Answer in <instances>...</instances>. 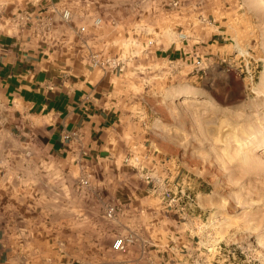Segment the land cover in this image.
<instances>
[{
    "label": "crops",
    "instance_id": "obj_1",
    "mask_svg": "<svg viewBox=\"0 0 264 264\" xmlns=\"http://www.w3.org/2000/svg\"><path fill=\"white\" fill-rule=\"evenodd\" d=\"M95 3L96 14L89 15ZM252 5L262 8L257 0ZM63 10L68 11L67 20L61 18ZM235 11L232 0H0V158L8 156L20 180L15 184L20 187L17 191L9 183H0V264H21L16 216L25 209L44 213L36 202L45 193L46 183L59 191L62 179L74 168L90 175V163L94 166L115 154L129 158L132 153L135 158L138 153L133 149L140 143L128 133L135 129L127 117L131 108L121 104V75L88 65L89 52L102 57L104 53L91 48L93 38L89 39L85 28L79 32V27L89 17L111 15L117 37L125 29L131 32L133 19L141 18L152 39V51L159 56L156 61L175 66L184 65L188 42L207 43L212 36L206 48L238 45L231 29ZM19 12H30L36 19L18 24ZM193 17L199 21L195 30ZM180 32L189 34L187 43L180 35L176 42L174 34ZM64 133L74 136L64 141ZM30 178L37 184L24 187L23 181ZM142 179L139 185H131L125 172H117L111 184L103 180L97 191H91L104 194L103 200L109 194L114 201L110 204L117 206L106 241L92 240L95 230L85 227L92 226L91 220L71 216L68 227L80 224L79 232L72 234L70 229L68 240L54 236L59 242L53 247L62 244L64 249L36 255V260L30 259L32 264H186L180 251L190 248L192 240L183 232L173 235L176 220L161 212L158 199ZM13 193L34 198L27 201L28 207L21 206ZM80 207V213L88 211V204L82 202ZM43 221L59 225L61 217L54 214ZM130 231L136 234V242L125 253L112 250L113 238Z\"/></svg>",
    "mask_w": 264,
    "mask_h": 264
},
{
    "label": "rangeland",
    "instance_id": "obj_2",
    "mask_svg": "<svg viewBox=\"0 0 264 264\" xmlns=\"http://www.w3.org/2000/svg\"><path fill=\"white\" fill-rule=\"evenodd\" d=\"M232 1L236 11L231 29L238 45L209 49L206 47L212 36L207 43L191 45L189 34L175 33L177 43V36L183 34V42L189 44L185 47L188 50L184 65L177 66L156 61L159 56L148 44L152 39L143 29L141 18L133 19L131 32L125 29L117 37L111 15L100 17L97 25L92 23L93 17L87 19L83 26L89 39L93 38L91 48L102 51L103 57L124 59V69L119 73L121 104L131 108L132 114L127 117L135 129L128 133L136 135L140 146L133 149L138 150L135 158H131L132 153L129 158L115 154L94 166L90 163V175L74 168L62 179L59 191H53L51 183H46L45 193L36 202L44 213L25 209L16 216L14 228L21 240V264H32L30 259L47 256L53 249L63 250L62 244L53 247L59 242L54 236L68 240L70 229L75 234L81 228L80 224L68 227L71 216L91 220L92 226L85 227L95 230L92 240L98 244L106 241L113 217H107L103 210L111 205L117 211V206L110 204L114 201L107 193L105 200L104 194L90 193L97 191L103 180L111 184L110 179L117 172H125L131 185L141 183L143 177L138 174L149 173L177 180L196 193L199 218L185 224L175 221L173 235L187 233L193 227L199 235L208 233L211 246L217 241L219 252L213 248L208 252L201 250L205 264L236 260H242V264H264V142L253 145L252 153L247 151L251 141H257L264 131V1L257 0L262 8L253 6V0ZM96 9L97 3L92 4L88 14H96ZM191 23L192 29L198 28L196 18H191ZM97 35L103 38L96 39ZM195 57L202 60V69L197 73L192 72L191 61ZM222 57L225 62L220 61ZM7 159L6 154L0 158V183H9L18 190L20 187L15 184L20 180ZM80 177L87 180L86 185L77 186ZM23 182L24 187L37 184L32 178ZM13 198L28 207L27 201L33 200L34 195L13 193ZM82 202L88 204L85 213H80ZM54 214L61 217L59 225L43 221L52 219ZM169 216L176 219L171 213Z\"/></svg>",
    "mask_w": 264,
    "mask_h": 264
},
{
    "label": "built area",
    "instance_id": "obj_3",
    "mask_svg": "<svg viewBox=\"0 0 264 264\" xmlns=\"http://www.w3.org/2000/svg\"><path fill=\"white\" fill-rule=\"evenodd\" d=\"M172 4L174 5L175 3ZM61 18L63 20L68 19L67 10H63L61 12ZM32 19L35 20L36 17H34L30 12H19L17 16H15V20L18 24H27L31 22ZM99 22V18H95L92 21V23L95 25H97ZM84 28L85 27L81 25L78 29L79 32H83ZM180 36L183 37L184 35L180 34ZM148 44H150V41H148ZM87 61L91 68H99L104 71L108 70L114 73H120L124 69V59L115 56L99 58L97 54L89 52L87 55ZM220 61L225 62V58L222 57ZM191 62L192 72L197 73L202 69V60L199 57L193 58ZM250 78H252L251 75ZM72 136H74V133H64L61 137L64 141H69ZM82 154H85V152L82 151ZM143 178L149 184L151 194L158 199V205H160L161 212L164 215L169 216L170 213L175 215V220L177 222L180 221L181 224L189 223L190 221L194 222V219L199 218L200 213L198 212L199 207L197 204L196 193L190 190L189 186H183V184H179L177 180L174 182L172 179L166 178V176L151 175L149 173H145ZM86 184L87 180L84 177H80L77 180V186H84ZM115 211V207L107 205L105 209V215L110 218L114 217ZM184 233L187 239L192 240V245L190 248L181 247L180 252L186 257V264H205L200 257L201 250L204 249L208 252L211 248L214 250L217 249V241L216 245L213 244L212 247L211 242L207 240L209 236L208 233L205 231L202 232L200 235L203 237L200 238L199 233H196V231L193 230V227L187 229V233ZM136 240V234L130 231L115 236L110 244V247L116 252L125 253L128 246L134 244ZM142 247L143 246L141 245V248ZM217 247L220 248L219 245H217ZM217 252H219L218 249ZM230 254L232 255L233 252L231 251ZM242 262V260H236L226 262V264H242Z\"/></svg>",
    "mask_w": 264,
    "mask_h": 264
},
{
    "label": "bare ground",
    "instance_id": "obj_4",
    "mask_svg": "<svg viewBox=\"0 0 264 264\" xmlns=\"http://www.w3.org/2000/svg\"><path fill=\"white\" fill-rule=\"evenodd\" d=\"M264 1V0H263ZM257 137V136H256ZM264 142V131H262V135H261V137L257 140V141H251V143L252 144H250V146H249V148H248V150L247 151H249L250 153H252V146L253 145H259V144H261V143H263ZM254 147V146H253ZM262 148V147H261ZM247 149V148H246ZM247 160V157H246V159L244 160V162ZM251 162H254V160L253 161H251ZM248 164V163H247ZM261 164H262V162H261ZM249 165V164H248ZM258 165V164H257ZM249 167V166H248ZM250 167H251V165H250ZM254 167H256V166H254ZM247 170V169H246ZM257 171V170H256Z\"/></svg>",
    "mask_w": 264,
    "mask_h": 264
}]
</instances>
